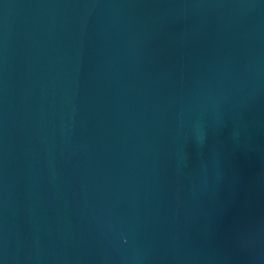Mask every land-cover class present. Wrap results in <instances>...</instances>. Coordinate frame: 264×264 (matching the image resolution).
Instances as JSON below:
<instances>
[{
    "label": "water",
    "instance_id": "95a60500",
    "mask_svg": "<svg viewBox=\"0 0 264 264\" xmlns=\"http://www.w3.org/2000/svg\"><path fill=\"white\" fill-rule=\"evenodd\" d=\"M0 264H264V0H0Z\"/></svg>",
    "mask_w": 264,
    "mask_h": 264
}]
</instances>
